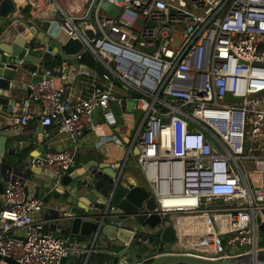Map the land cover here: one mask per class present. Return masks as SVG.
Returning <instances> with one entry per match:
<instances>
[{
    "label": "built area",
    "instance_id": "obj_1",
    "mask_svg": "<svg viewBox=\"0 0 264 264\" xmlns=\"http://www.w3.org/2000/svg\"><path fill=\"white\" fill-rule=\"evenodd\" d=\"M82 1L85 10L72 15L74 0H27L28 16L52 11V20L82 48L72 64H36L27 71L29 94L12 108L16 126L36 121L77 142L98 130L94 109H108L110 101L122 106L133 100L132 111L142 105L132 142L135 166L155 202L147 215H177L173 251L152 241L162 222L155 228L113 223L155 256L264 264V148L252 146L264 142V0ZM104 1L118 9L115 17L101 8ZM86 50L107 73L78 61ZM69 71L86 83L85 96L65 94L57 85L56 77ZM31 101L40 105L37 112L29 111ZM74 163V154L61 149L38 152L27 164L64 194L69 189L62 179ZM0 204V258L17 264H61L63 258L90 264L95 255L112 256L129 245L102 240L100 225L84 240L45 230L48 219L39 216L45 202L28 194L24 175L9 174Z\"/></svg>",
    "mask_w": 264,
    "mask_h": 264
},
{
    "label": "water",
    "instance_id": "obj_2",
    "mask_svg": "<svg viewBox=\"0 0 264 264\" xmlns=\"http://www.w3.org/2000/svg\"><path fill=\"white\" fill-rule=\"evenodd\" d=\"M101 8L112 17L118 13V9L105 1L101 3ZM20 10L21 7L16 10L12 0L0 1V113L8 117L17 100L18 84L14 82L13 86H10V81L20 76L22 64L50 62L53 57L58 60H73L75 59L73 55L82 48L76 37H68L57 22L52 20V11L46 10L36 17H31L27 14L20 15L18 13ZM86 19L90 21L91 16L88 15ZM88 34L91 36L90 32ZM78 61L94 67L101 73H107L100 64L95 63L87 50L81 53ZM26 94L28 96L29 89L26 90ZM131 96L134 97L135 93H131ZM133 105L134 101L129 100L121 107L132 111ZM101 113L108 114L109 109H94L92 116L95 123ZM111 139L112 137L109 140ZM5 140L6 136H0V181H3L0 182V192L9 174L23 175L21 170L16 169L20 162L7 156L10 153L9 149L4 151ZM133 152L138 153L136 147H133ZM128 155L129 153H126L125 162ZM73 167L74 164L62 179V183L72 189L71 192L65 193V202L68 206L50 210L46 216L54 224L60 220L69 221L70 225L67 228L59 225L65 234L69 232L88 236L100 225L99 234L102 238L129 244L127 248H119L117 254L112 256L103 254L98 264H136L144 259H148L146 264H242L237 261L206 260L170 253L155 256L154 252H146L134 240H130L129 230L113 222L123 223L130 220L150 228H155L162 222L163 227L156 231L155 236L161 238L162 244L169 245L176 239L174 218L177 215L168 213L162 220L157 214L147 215V211L155 208L154 199L142 185L130 187L122 183L124 168L121 172L110 168V173L106 171L109 166H102L96 161L86 162L81 172H75ZM31 169L40 172L38 168ZM70 196L78 197L76 201H70ZM104 200H108L106 204L103 203ZM136 212L139 214L135 215ZM259 230L264 234V223L259 225ZM2 259L9 264H17L11 258ZM65 262L66 259L63 258L61 264Z\"/></svg>",
    "mask_w": 264,
    "mask_h": 264
},
{
    "label": "crops",
    "instance_id": "obj_3",
    "mask_svg": "<svg viewBox=\"0 0 264 264\" xmlns=\"http://www.w3.org/2000/svg\"><path fill=\"white\" fill-rule=\"evenodd\" d=\"M12 2L15 5L16 10L21 7V10L18 11L20 15L28 14L29 7L27 0H12ZM57 61L58 59L53 57L50 62H47V64H43L44 62L39 61L37 65L52 68L61 63L70 62L69 64H72L71 60H60L61 63H57ZM35 66L36 65L30 63L22 64V69L19 72L20 76L10 81V86H13L14 82H18L16 91L17 100L14 108L21 104V102L27 97V84L32 80V77L29 76L27 71ZM65 76L66 77L64 79L56 77L57 85L63 87L65 94L79 95L82 91L83 96L87 94L84 89L86 83L80 82L79 78L76 77L73 72L69 71L68 73H65ZM116 92L119 95H122L125 93V90L119 86ZM39 108L40 105L38 103L33 101L30 102V112H37ZM108 109L109 114H107V116L103 113L98 116L99 126L96 133L93 134L86 132L77 142H72L64 137L61 139V137L57 135L56 128L54 126H41L36 121H31L26 126L19 128V126H16L15 121L11 117L12 113L9 117L0 113V136H6L4 151L9 149L10 153L7 156L10 159L18 160L20 162L16 169L21 170L22 174L28 179V194L34 193L43 198L46 208L42 211V213H40L39 216L41 218H47L46 215L50 210L62 209L68 206L65 202V193L62 194L59 191H53L50 189L51 183L49 181V176L41 172L33 171L27 164L29 158L41 151L69 149V151L74 154L75 163L73 169L75 172H81L82 166L86 162L91 163L96 161L102 166H109L106 168V171L110 173V168L119 172L118 165L126 159V153H129L124 167V177L122 183L130 187L134 185H142L144 187L145 182L143 175L140 169L135 166L136 154L133 152L135 144L132 143L135 129L141 121L143 114L139 120H136L135 111H127L113 101L109 102ZM16 113H22V110L19 109ZM105 120H109V123L111 124H104ZM110 137H112L111 140H109ZM75 172H73V174ZM0 182L3 183V181ZM67 187L71 192V187H69V185ZM1 193L2 191L0 194ZM77 197L70 196L69 200L76 201ZM85 203L87 204V202ZM126 223L128 225L135 224V222L130 220H127ZM59 225L67 228L69 227L70 222L60 220L57 224H54L53 221L48 218L47 223H45V230L51 232L57 237L68 236L75 240L86 239V236L80 234L74 235L69 232L65 234L63 230L59 228ZM103 240L108 241L106 238H103ZM152 241L155 245L161 244V247L165 246L162 244L161 238L156 236ZM107 244L110 243L107 242ZM111 248L114 247L111 246ZM146 251L154 252L150 248H146ZM102 257V254L95 255L93 257L94 263L91 262L90 264H98ZM0 264L9 263L0 258ZM65 264L76 263L68 260Z\"/></svg>",
    "mask_w": 264,
    "mask_h": 264
},
{
    "label": "rangeland",
    "instance_id": "obj_4",
    "mask_svg": "<svg viewBox=\"0 0 264 264\" xmlns=\"http://www.w3.org/2000/svg\"><path fill=\"white\" fill-rule=\"evenodd\" d=\"M75 2H76V6L74 7V9L70 12V14H77L80 10H81V12H83V10H85V8H86V6H87V4L84 2V1H82V0H74ZM112 66H114V64L112 63L111 64ZM144 111H145V108L142 106V105H140V104H137V107H136V109H135V117H136V120H139L140 119V117L142 116V114L144 113ZM252 146H254L255 148H258V147H262V148H264V142H259V143H252ZM261 151L260 150H255L254 151V153L255 154H261L260 153ZM259 236H260V239H261V244L262 245H264V234L263 233H261V234H259ZM103 240V239H102ZM102 240H99L98 241V246H102L103 244H102ZM228 249H231V247L230 246H228ZM163 251H173L172 250V244H169V245H166L163 249H162ZM94 257V256H93ZM93 257H92V259H91V262H93L94 263V260H93ZM90 262V263H91Z\"/></svg>",
    "mask_w": 264,
    "mask_h": 264
},
{
    "label": "trees",
    "instance_id": "obj_5",
    "mask_svg": "<svg viewBox=\"0 0 264 264\" xmlns=\"http://www.w3.org/2000/svg\"><path fill=\"white\" fill-rule=\"evenodd\" d=\"M26 12H27V11H26ZM57 63H61V61H60V60H58V61H57ZM43 64H47V62H44Z\"/></svg>",
    "mask_w": 264,
    "mask_h": 264
},
{
    "label": "clouds",
    "instance_id": "obj_6",
    "mask_svg": "<svg viewBox=\"0 0 264 264\" xmlns=\"http://www.w3.org/2000/svg\"><path fill=\"white\" fill-rule=\"evenodd\" d=\"M217 178V177H216Z\"/></svg>",
    "mask_w": 264,
    "mask_h": 264
}]
</instances>
